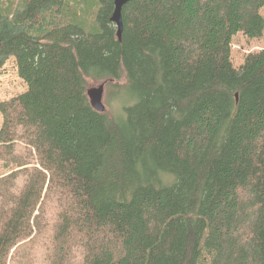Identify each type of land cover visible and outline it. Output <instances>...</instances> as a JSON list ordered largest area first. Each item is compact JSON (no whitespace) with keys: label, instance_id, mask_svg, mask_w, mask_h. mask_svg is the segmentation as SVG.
<instances>
[{"label":"trees","instance_id":"16d2710c","mask_svg":"<svg viewBox=\"0 0 264 264\" xmlns=\"http://www.w3.org/2000/svg\"><path fill=\"white\" fill-rule=\"evenodd\" d=\"M263 8L132 0L119 39L114 0H0V264H264Z\"/></svg>","mask_w":264,"mask_h":264},{"label":"rangeland","instance_id":"374dc122","mask_svg":"<svg viewBox=\"0 0 264 264\" xmlns=\"http://www.w3.org/2000/svg\"><path fill=\"white\" fill-rule=\"evenodd\" d=\"M264 17V8L261 11ZM264 50V37L262 39L252 40L243 34H238L233 39L232 44V61L235 68H240L245 58L250 54L259 53ZM102 84L98 83L90 87V89L99 88ZM89 89V90H90ZM28 87L26 83L19 77L17 62L15 58H11L4 67L0 68V103L9 101L19 95L26 93ZM127 88L114 89L108 85L105 86L103 105L107 113L114 117L122 118L124 108L133 104ZM3 124V118L0 113V131ZM7 173L3 164L0 162V176Z\"/></svg>","mask_w":264,"mask_h":264},{"label":"water","instance_id":"95a60500","mask_svg":"<svg viewBox=\"0 0 264 264\" xmlns=\"http://www.w3.org/2000/svg\"><path fill=\"white\" fill-rule=\"evenodd\" d=\"M131 1L132 0H114L115 10H114V14L112 17V22L117 27V34H118L119 39L122 38V34H123L122 12H123L124 7L127 4H129ZM104 90H105V86L101 85L97 89L94 88L88 91V97L90 99L92 107L100 113H104L106 111V108L103 105Z\"/></svg>","mask_w":264,"mask_h":264}]
</instances>
